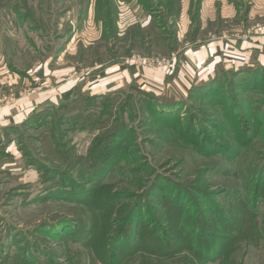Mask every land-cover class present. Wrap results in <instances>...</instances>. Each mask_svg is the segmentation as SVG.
<instances>
[{"label": "rangeland", "instance_id": "374dc122", "mask_svg": "<svg viewBox=\"0 0 264 264\" xmlns=\"http://www.w3.org/2000/svg\"><path fill=\"white\" fill-rule=\"evenodd\" d=\"M97 1L0 0V98L9 89L25 92L40 85L51 92L60 82L83 79L91 70L85 65L95 61L92 52L81 56L79 46L96 43L101 32L95 17ZM229 1L232 16L220 20L218 13L228 14L227 1L205 0L206 26L201 37L211 31L245 40L247 35L264 32V0ZM182 2L186 15L192 0ZM117 5L123 28L149 15V8L139 0H117ZM183 29L179 25V31ZM63 46L69 52L59 55ZM156 52L169 54L163 49ZM141 54L157 56L144 49ZM241 61L222 57L220 62L228 70ZM261 72L252 78L242 74L216 94L194 91L187 105H180L170 116L158 115L157 107L138 92L134 99L129 93L114 94L107 114L98 122L94 121L101 105L95 104L88 117L92 119L85 121L89 127L70 132L74 133L70 145L75 146L70 159L58 160L49 143L43 149L42 159L49 165L59 161L53 167L59 169V180H66L61 186L64 191L70 190L67 186L74 180L69 186H76L71 187L74 194L67 198L63 193L61 198L42 199L46 185L40 183V171L27 166L19 146L20 137L31 149L38 140L22 132L13 145L17 164L0 170V264H103L96 252L105 244L111 249L126 218V237L139 222L137 237L125 250L129 263L264 264ZM15 74L20 80L10 86V76ZM120 79L112 76L111 80L116 84ZM93 91L97 96L109 92L104 86ZM181 92L187 99L193 91ZM127 100L131 106L123 115ZM7 105L15 106L13 101ZM118 118L126 122L128 131L111 145L108 154H98L94 143L119 127ZM206 136L211 141L205 144ZM88 197V202L82 201ZM190 233L196 250L180 245ZM168 235L178 239L172 252L160 258L158 251L146 248L152 245L149 241L160 242ZM221 240L224 248L209 250L207 259L197 252L199 244L214 242L211 246L216 248Z\"/></svg>", "mask_w": 264, "mask_h": 264}, {"label": "trees", "instance_id": "16d2710c", "mask_svg": "<svg viewBox=\"0 0 264 264\" xmlns=\"http://www.w3.org/2000/svg\"><path fill=\"white\" fill-rule=\"evenodd\" d=\"M203 0H192L190 12L193 16V20L196 22V28H200V9L202 6ZM141 6L145 8H149V15L151 17L149 24L142 26L140 23H136L131 25L127 32L124 35H119V27H118V5L117 0H100L96 3L95 17L98 23H102L103 25V36L99 43L91 45L87 48L81 46L80 47V55L83 56L86 52H92V60L104 62L106 60L116 59L121 56L123 53L131 54L132 51L136 48L144 49L149 53L152 51H159L161 49L165 51H171L175 48L177 44V19L181 12L182 1L181 0H139ZM142 7V8H143ZM153 32V33H152ZM104 50L101 52V48ZM63 48H60L58 52H60ZM154 49V50H153ZM221 54V53H220ZM222 55V54H221ZM105 57L106 59H103ZM221 57H225L222 55ZM221 61V60H220ZM218 62L216 66V76L209 77L208 79H203L197 81L189 90L191 95L189 98H184L183 93L176 87H173L169 90L158 93L154 90H149L143 87L136 82L129 83L122 87L115 88L103 96L93 95L90 90H84L83 84L78 85L75 90L74 98L71 101L63 102L60 107L55 108V111L51 117L45 119L42 123L44 124V131L38 134H32L30 136L34 137V139L38 140V144L35 149H31L29 143L24 138H19V146L20 149L24 153V162L27 166L33 165L40 171V183L46 185V189L43 191L45 195H43L42 199L45 200L47 198L59 197L61 198V194L65 193V196L69 197L70 194H74L73 188L76 186L73 185L74 180H70L71 184L67 186L70 190H65L61 186L66 182L65 179L59 180L60 173L58 172V167H53L59 161L55 163L52 162V165L42 159L44 157L45 152L43 149L49 143L52 147H55L58 160H68L70 159V155L75 150V146H71V138L69 137L70 132L74 130H85L86 127H89L88 123H85L86 120H91L90 117L91 107L95 104L101 105L100 114L98 118L94 122L100 121L106 114V110L109 103V98L114 94H124L129 93L133 95V99L135 98V93H143L146 97V100L149 104L157 107L158 115L162 116H170L171 114H175L178 112V107L180 105H187V100L193 98L194 91H201L203 93L216 94L220 92L221 88H224L225 85L231 84L234 80L240 77L242 74L246 77H255L256 75L264 72V64L259 60V54L254 53L251 57L252 64H244L237 69H228L226 70L223 66H221V62ZM101 100V101H100ZM230 105L234 107V103L231 102ZM131 103L127 100L124 102L122 106V114L124 115ZM88 115V116H86ZM95 115V114H94ZM238 117H241L240 113H237ZM116 117V116H115ZM120 119H117V122ZM119 127L115 129L113 132L99 137L94 143V148L100 149V153L108 154L109 148L115 141L123 136L129 129V126L126 125V122L122 119L119 122ZM10 132H8V136L6 137V142L0 143V170L1 166L7 162H14V156L7 152V146L10 142H12V138L10 133L13 130H16L15 127H11ZM251 130V129H250ZM25 137V136H23ZM206 139L203 143L210 142L211 140L206 136ZM216 142V141H215ZM214 142V143H215ZM218 146L221 148L224 147L222 144L216 142ZM37 152H41V154H37ZM81 163V162H80ZM54 165V166H55ZM53 171H56L55 174ZM91 181V180H90ZM66 184V183H65ZM27 187L26 185H24ZM65 186V185H64ZM69 192V193H68ZM69 194V195H68ZM39 198V197H37ZM89 199H82V201H86ZM90 201V200H89ZM129 219H124L123 226L117 233V236L114 240H112L111 249L101 247L97 253L99 255L100 261L103 264H134L129 263L130 257L129 255H125V250L127 246H130L132 242L136 239V231L139 222L137 221V225L133 227V230L129 235H125L124 227L127 225ZM156 236V235H153ZM157 237V236H156ZM100 241L104 239L97 238ZM150 239V238H149ZM160 242H150L152 245H146L147 249L158 251V255L160 258L163 254L172 252L174 249V243L178 242L177 237H173L172 235H168L165 240L163 237L160 238ZM220 239H223L220 237ZM193 237L192 233L190 236H186L183 238L180 245L186 246L187 248L196 250V246L193 245ZM180 242V239H179ZM214 243V242H211ZM211 243L199 244L197 252L203 259H207L209 255V250L217 249L219 247V252L223 247V240L219 241L216 248L211 246ZM195 246V247H194ZM202 247V248H201ZM168 248L170 250L163 251ZM165 252V253H162ZM208 253V255H207ZM129 258V259H128ZM163 259V258H162ZM197 260H193V264H196ZM198 262V261H197ZM58 263V262H57ZM63 264V263H60Z\"/></svg>", "mask_w": 264, "mask_h": 264}, {"label": "crops", "instance_id": "0c3cea01", "mask_svg": "<svg viewBox=\"0 0 264 264\" xmlns=\"http://www.w3.org/2000/svg\"><path fill=\"white\" fill-rule=\"evenodd\" d=\"M207 1L209 2V0ZM226 1L228 4L226 7L228 14L223 15V13L221 16V13H218L220 20L221 18L232 16L231 11H233V9L231 4H229L230 1ZM234 1L235 0H232L231 3L233 4ZM190 8L191 3L185 15L182 2L181 12L176 22L177 44L175 48L169 51L167 56L156 51H152L151 54H148L157 55L159 57H169L172 60V64L166 71H156L151 68L141 69L138 67L136 59L142 54L141 49L135 48L129 55L123 53L116 59L106 60L104 62L96 61L93 64L85 65L86 69L91 70L86 73L87 75L85 74L83 79L79 77L80 79L78 78L77 80L68 79L67 82H60L57 85L58 87L56 89L53 87L51 92L43 90V87L40 85H36L35 89H41V92H37L36 90L30 91V88L26 89L25 92L22 90L15 92L13 89H9L6 95H3L4 98H0V101H6L7 104L13 101L15 106L11 107L7 104L0 105V143L3 144L6 142L7 134L10 132L9 129L15 127L16 130L10 133L13 140L7 146V152L14 156V162H7L3 164L1 168L4 165L14 166L17 164L16 155L13 153L14 150H16V148H13V145H15V138L22 132H25L28 136L43 132L45 129L42 123L45 119L51 117L55 108L60 107L63 102L71 101L74 98L76 88L80 84H83L84 90H90L92 94L94 92L93 90L102 86L106 87V91H111L114 88L122 87L133 82L158 93L173 87L178 88L180 91H186L197 81L208 79L210 76H213L216 73V66L221 60L222 55L225 56V59L227 57H232L244 60L241 61L242 63L240 62L241 64L236 65L235 69H238L245 63L251 65V57L254 53L259 54V60L264 64V32H261V35H247V39L245 40L239 37H233L232 35H229V37L219 36L211 31H209L210 35L208 37L205 38V35L201 37L206 26V19L204 17L206 14L204 11L205 0L202 1L200 9V28H196V22L193 20ZM150 19L151 17L148 16L144 18V20L133 22L131 25L140 23L142 26H145L149 24ZM181 21H185L186 23L183 22V24ZM100 24L101 32L94 41L96 43H92L89 46L99 43L102 39L103 25L102 23ZM181 24L184 26L182 32L181 30L179 31V25ZM131 25L123 28L118 13L119 35H124ZM71 42L72 40L68 46L71 45ZM81 46L85 47L83 44H80L79 48ZM69 47L66 48L63 46L59 55L69 52ZM56 58L57 57H54L55 60ZM234 64L235 63H233V65ZM112 76H119L121 82L115 84L114 80H111ZM19 77L18 74L10 76V86L16 84L18 80H20L18 79ZM99 79L104 80V82L99 83ZM1 95L0 91V96ZM73 134L74 133L69 134V137L72 138ZM10 147H12V149H9Z\"/></svg>", "mask_w": 264, "mask_h": 264}, {"label": "built area", "instance_id": "2783aa9c", "mask_svg": "<svg viewBox=\"0 0 264 264\" xmlns=\"http://www.w3.org/2000/svg\"><path fill=\"white\" fill-rule=\"evenodd\" d=\"M136 63L142 67L151 66V67H157L161 71H166L169 69L170 65L172 64V60L169 57L140 56L136 59Z\"/></svg>", "mask_w": 264, "mask_h": 264}]
</instances>
